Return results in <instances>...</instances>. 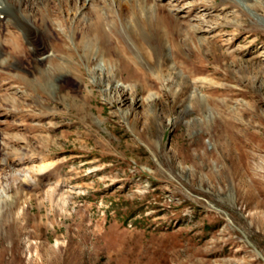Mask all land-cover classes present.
<instances>
[{
  "label": "rangeland",
  "instance_id": "1",
  "mask_svg": "<svg viewBox=\"0 0 264 264\" xmlns=\"http://www.w3.org/2000/svg\"><path fill=\"white\" fill-rule=\"evenodd\" d=\"M143 1L96 0L88 55L84 0H22L45 32L7 71L76 72L0 88V264H264V0Z\"/></svg>",
  "mask_w": 264,
  "mask_h": 264
},
{
  "label": "bare ground",
  "instance_id": "2",
  "mask_svg": "<svg viewBox=\"0 0 264 264\" xmlns=\"http://www.w3.org/2000/svg\"><path fill=\"white\" fill-rule=\"evenodd\" d=\"M95 2L96 0H84L85 5L83 6L82 11H81V13L85 15V17L87 16L95 17V22L92 24L90 29L84 33L85 35H87V37L81 43L83 45V49L85 53H87L88 55H89L90 50H92V48L94 49V46L96 45V43L100 45V41L96 42L98 38L110 39V37H112L111 36L112 32L108 31L105 28L104 17L102 18L103 15L101 13H98L94 7L96 6ZM116 2H118L119 5L121 4V11L123 10V14L126 12L127 14H130V16H132L133 18H137V21H138L139 11L141 10V7L144 6L143 0L141 1V5L138 2V0H116ZM124 2L127 6L124 4ZM187 3L189 5L191 4V6L196 5L193 2H187ZM15 4L17 6H15ZM21 4H22V0H0V22H3L5 20V23H3V25H0V67L3 68V70L0 69V73H4V75L6 76V79L0 80V82H2L0 84V88H3V90L4 89L8 90V87L11 88L10 85L12 83L19 82V83L25 84L26 88L33 86L43 91H47L49 89L56 91V89H59L60 83L52 82L50 80L49 75L51 74L52 71L57 72V70H60L65 73L72 72L74 74L76 72V66H73L68 56L61 57V62H59L58 64V63L53 62L54 61L53 58L55 57L56 52H53V54H51L52 52H50V53H46L45 55H43L42 59L46 61L50 60L51 61L50 63L52 64V66L51 68H48V69L43 68V70L38 68V71H39L38 75L40 76L37 78L35 77V79L33 80L30 79V77L26 76L25 74L15 75L11 73L10 71H7V69H10V68L8 66H5V64L10 60V58H12L14 55H21V56L28 55V52H26L27 53L26 55L23 54L26 51L25 45L32 44L31 41L33 39L36 40L37 38L43 37V34L45 32L41 30L43 26H40L39 31H36L34 29L36 27V24L34 23L36 20H34L33 22V20L30 17H28L29 16L28 13H25L22 11ZM185 7H186V4H183V6H180V7H175L172 10V13L175 12L176 14H178V17L185 18L186 17L185 15H181V13L184 12L183 9ZM154 13H155V20H154L155 26L161 29L164 35L170 36L171 30L169 28L170 22L168 19H172L171 13L167 12V9H165L161 5H155ZM44 16L46 18L48 17L47 15H44ZM62 23H63L62 21L59 22L60 26L63 25ZM45 29H46V33L49 38L50 34L52 35V32L50 33V29H48L47 26H45L44 30ZM191 29L194 32H200L202 30L200 25H194L191 27ZM17 33L22 35L23 41L27 40L26 44H24L23 41L19 39L20 35H18ZM84 44L86 45L85 47H84ZM26 59L28 58L27 57L23 58V61L25 64L28 63ZM15 98L16 97L12 95V92H9V91L4 95H0V101H5L8 103L14 102ZM27 98L29 99V96H27Z\"/></svg>",
  "mask_w": 264,
  "mask_h": 264
}]
</instances>
